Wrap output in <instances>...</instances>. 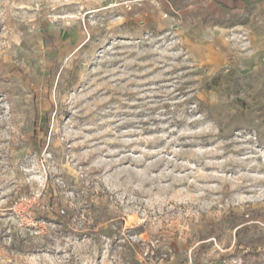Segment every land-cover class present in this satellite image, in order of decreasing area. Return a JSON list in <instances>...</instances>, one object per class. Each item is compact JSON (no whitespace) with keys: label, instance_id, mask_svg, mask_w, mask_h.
<instances>
[{"label":"rangeland","instance_id":"374dc122","mask_svg":"<svg viewBox=\"0 0 264 264\" xmlns=\"http://www.w3.org/2000/svg\"><path fill=\"white\" fill-rule=\"evenodd\" d=\"M200 2L0 0V264H264V0Z\"/></svg>","mask_w":264,"mask_h":264},{"label":"crops","instance_id":"0c3cea01","mask_svg":"<svg viewBox=\"0 0 264 264\" xmlns=\"http://www.w3.org/2000/svg\"><path fill=\"white\" fill-rule=\"evenodd\" d=\"M185 1H192V0H185ZM201 1V4H207L209 7H216L218 10L225 12V14L229 15L232 11H239V12H244L247 10V6L250 3L254 2H260L262 0H198ZM181 13V12H180ZM202 18H206L205 16ZM209 21L211 22L210 25L212 27H218L219 29H225V27H234L237 26L238 24L235 25H228V18H222L219 20V22L215 21V18L212 19L211 17H208ZM207 22V19H204V22ZM190 32V30L188 31ZM190 39L187 38V40ZM191 40V39H190Z\"/></svg>","mask_w":264,"mask_h":264}]
</instances>
